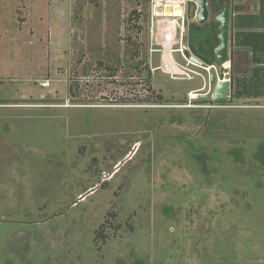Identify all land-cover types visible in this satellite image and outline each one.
Here are the masks:
<instances>
[{
	"label": "rangeland",
	"instance_id": "1",
	"mask_svg": "<svg viewBox=\"0 0 264 264\" xmlns=\"http://www.w3.org/2000/svg\"><path fill=\"white\" fill-rule=\"evenodd\" d=\"M208 5L0 0V264H264V96L189 100L238 75Z\"/></svg>",
	"mask_w": 264,
	"mask_h": 264
},
{
	"label": "crops",
	"instance_id": "2",
	"mask_svg": "<svg viewBox=\"0 0 264 264\" xmlns=\"http://www.w3.org/2000/svg\"><path fill=\"white\" fill-rule=\"evenodd\" d=\"M230 34L232 40L231 64L234 65L238 72L237 77L246 78L245 81H249L254 71L263 74L264 0H236L232 4ZM232 86V97H234V79ZM242 96L254 98L255 96H264V94L249 96L243 92ZM1 225L2 221L0 219V228Z\"/></svg>",
	"mask_w": 264,
	"mask_h": 264
},
{
	"label": "water",
	"instance_id": "3",
	"mask_svg": "<svg viewBox=\"0 0 264 264\" xmlns=\"http://www.w3.org/2000/svg\"><path fill=\"white\" fill-rule=\"evenodd\" d=\"M195 2L197 5V16L196 20L199 24H205L210 18V10L208 2L209 0H189ZM232 19V7L230 4H226L223 10L217 14L216 20L219 23V39L220 43L215 48V55L218 62L221 65H225L228 61L231 60L230 53V24ZM184 50H188V46H184ZM189 58L200 65H205L203 61L197 58L194 55L187 52ZM211 87L213 89L212 94L204 95L203 97L212 98L215 101H226L229 99L230 90L232 88V82L230 81H217V75L214 71L211 72L210 76Z\"/></svg>",
	"mask_w": 264,
	"mask_h": 264
},
{
	"label": "trees",
	"instance_id": "4",
	"mask_svg": "<svg viewBox=\"0 0 264 264\" xmlns=\"http://www.w3.org/2000/svg\"><path fill=\"white\" fill-rule=\"evenodd\" d=\"M229 3H231V0H213V4H214L215 9L216 8L220 9V10H217L219 12L216 11L217 13H220L223 10L224 6L226 4H229ZM214 23L219 25V23L216 20H214ZM214 23L212 25V28H215ZM205 27L203 28V25L201 26V24L198 26L192 24V25H190L189 29L191 31V34L193 35L194 33H200L201 34V32H203L205 30ZM211 35L214 38L213 41L217 44H215V43L210 44V41H209V42H207L209 49L204 48L206 50V53L208 54V57H204V61L210 65L214 64V62H218L216 55H215V48L220 43L218 33H216L213 30ZM191 46L195 50L194 45L192 44ZM191 46H189V47H191ZM200 46L202 47V44H200ZM224 66L227 68L228 62L225 63ZM245 80H246V78H238V77H236V79H234V82H235V89H234V95H233L234 97L240 98L243 95V92L247 93L249 96H252L253 94H255V95L264 94V73L262 74L260 72L254 71L251 74V78L249 79V81H245ZM239 86H241V87L239 88ZM243 86L245 89L243 88Z\"/></svg>",
	"mask_w": 264,
	"mask_h": 264
},
{
	"label": "built area",
	"instance_id": "5",
	"mask_svg": "<svg viewBox=\"0 0 264 264\" xmlns=\"http://www.w3.org/2000/svg\"><path fill=\"white\" fill-rule=\"evenodd\" d=\"M185 57V56H184ZM185 59L187 60V58L185 57ZM188 61V63H193L192 61H190V60H187ZM175 67V66H174ZM204 67H206V66H204ZM223 67H225L224 65H223ZM177 68V70L179 71V67H176ZM213 68H215L216 69V67H215V65H210V66H208V67H206V70H208V71H210L211 69H213ZM230 68V67H229ZM229 68H226L225 67V70L226 69H229ZM190 71L191 72H194V73H197V75H201L199 72H196L195 70H192V69H190ZM212 71H214L215 73H216V70H211V72ZM183 72V71H182ZM216 75H217V81L218 82H223V81H230V82H232V76H231V73L230 72H226V73H224L223 74V76L221 77L220 75H218L217 73H216ZM228 75H230V76H228ZM190 76V75H189ZM233 83V82H232ZM41 85L43 86V87H48V86H50V82L49 81H43V82H41ZM232 88H231V90H230V95H229V99H231L232 98ZM205 91V92H204ZM202 92H204L203 94H212V92H213V89L212 88H210V87H206V85H204L203 87H201L199 90H191V91H189L188 92V95H189V100L190 101H198V99H200L201 98V95H202ZM192 103V102H191ZM195 106H197V104L195 103V105H194V107ZM219 107L221 106V107H228L227 105H218Z\"/></svg>",
	"mask_w": 264,
	"mask_h": 264
},
{
	"label": "flooded vegetation",
	"instance_id": "6",
	"mask_svg": "<svg viewBox=\"0 0 264 264\" xmlns=\"http://www.w3.org/2000/svg\"><path fill=\"white\" fill-rule=\"evenodd\" d=\"M189 49V48H188ZM178 51H180L181 52V54H182V56H185L186 58H187V60H190V61H192L190 58H189V56L187 55V52H189V50H184V47H182V48H178L177 49ZM189 54H190V52H189ZM192 55V54H191ZM193 62V61H192ZM193 63H195V62H193ZM228 67H230L229 66V62H228ZM227 67V68H228ZM232 76V82H233V75H231ZM206 85V87H210V88H212L211 87V81H209V83H207V84H205ZM232 88H233V86H232ZM204 95H207V94H202L201 95V98H205V97H203ZM200 98V99H201ZM233 98V97H232ZM206 99V98H205ZM208 99H210V98H207L206 100H208ZM211 100V99H210ZM198 101H200V100H198Z\"/></svg>",
	"mask_w": 264,
	"mask_h": 264
},
{
	"label": "bare ground",
	"instance_id": "7",
	"mask_svg": "<svg viewBox=\"0 0 264 264\" xmlns=\"http://www.w3.org/2000/svg\"><path fill=\"white\" fill-rule=\"evenodd\" d=\"M168 21V20H167ZM169 28V27H168ZM173 30V29H172ZM177 60V59H176Z\"/></svg>",
	"mask_w": 264,
	"mask_h": 264
}]
</instances>
